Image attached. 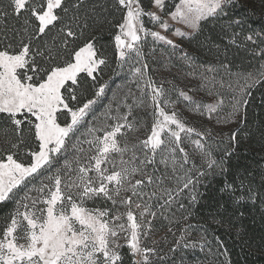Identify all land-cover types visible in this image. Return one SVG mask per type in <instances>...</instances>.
Returning a JSON list of instances; mask_svg holds the SVG:
<instances>
[{
  "label": "snow or ice",
  "instance_id": "snow-or-ice-1",
  "mask_svg": "<svg viewBox=\"0 0 264 264\" xmlns=\"http://www.w3.org/2000/svg\"><path fill=\"white\" fill-rule=\"evenodd\" d=\"M229 3L179 0L166 11V0H0V264H172L169 253L199 246L187 239L196 184L226 168L213 155V128L190 117L236 123V141L253 90L264 88V35L244 37L258 67L221 64L231 78L217 79L208 75L216 66L196 65L167 35L165 17L191 30L173 35L189 37ZM238 41L233 32L229 43ZM164 49L182 53L189 75L199 70L193 95L153 74ZM125 69L112 89L105 75ZM247 198L264 202V191L249 185ZM157 224L167 231L158 235ZM177 233L165 252L162 241Z\"/></svg>",
  "mask_w": 264,
  "mask_h": 264
},
{
  "label": "trees",
  "instance_id": "trees-1",
  "mask_svg": "<svg viewBox=\"0 0 264 264\" xmlns=\"http://www.w3.org/2000/svg\"><path fill=\"white\" fill-rule=\"evenodd\" d=\"M256 1L230 0L225 7V16L203 22L201 31L187 41L191 44L206 42L221 45L225 49L221 64L239 69L240 65H245L244 56H247L249 48L254 45L253 42L244 40L245 35H264L263 5L256 7ZM234 21H240V24L237 26L232 23L229 28V23ZM8 23L12 25L15 21L10 20ZM233 32L239 36L238 43L243 42L244 46L237 47L229 43ZM101 42L107 43L108 37L104 36ZM211 52L208 48L198 50L195 58H210ZM109 75L113 77L111 87L116 89L124 85L127 69L119 75L108 73L104 78L107 80ZM107 102L108 98L102 104ZM99 110L102 111L103 108ZM2 141L3 135L0 134V143ZM224 142L225 144L210 142L214 148V157L218 161L222 158L225 160L226 171L209 169L196 184L199 217L194 218L193 222L205 226L211 233L205 251H212V264H223L225 260L230 261V264H264V202L247 198L249 185L257 191H264V88L258 86L253 90L246 119L240 122L236 141ZM226 150L231 155L225 156ZM200 170L204 171V168L201 167ZM241 181L244 187H241ZM225 184H231L235 192L222 191ZM238 197L244 199H237ZM216 220H221L222 224H216ZM174 239L176 237L163 243L164 251H168ZM221 242V251L227 250L225 255H219L217 251L216 246Z\"/></svg>",
  "mask_w": 264,
  "mask_h": 264
},
{
  "label": "rangeland",
  "instance_id": "rangeland-1",
  "mask_svg": "<svg viewBox=\"0 0 264 264\" xmlns=\"http://www.w3.org/2000/svg\"><path fill=\"white\" fill-rule=\"evenodd\" d=\"M249 1V0H245ZM258 1V2H257ZM256 7L260 8L259 4H262L261 7L262 11H264V0H257ZM179 0H166V11H174V5L178 4ZM168 19L170 25H172V30H170L167 35L170 38L174 39L177 44H180L185 52L190 54L196 65H209V66H216L219 71L216 74L209 73L208 75H216L217 79H225L228 80L231 77L226 75L223 69L219 68L221 64V58H224L225 49L221 46L219 50L215 48L214 45L209 43L198 44L194 42V44L189 43L187 40L192 39L196 34L189 37H179L173 35V31L175 28H180L185 32L191 31L185 24L180 21L171 20L169 17H165ZM203 23V22H202ZM186 41V42H185ZM255 45L251 46L249 49L254 47ZM208 48L211 50L212 55L210 58H195V52L198 50ZM182 53L177 51L175 54H172L168 49H164L163 53L157 51L155 54V62L150 61V67L154 70L153 74L157 75L163 79H167L169 81H174L178 88L183 89L184 91L188 92L189 95H193L194 91L197 89V85L201 83L199 78V70L193 74L189 75L190 72L193 70L185 64L181 59ZM251 56V57H250ZM245 65H240V68H230L232 73H236L237 71L244 72V71H252L254 68L259 66V62L256 58L253 57L251 52L247 53ZM243 59V58H242ZM202 70V69H200ZM227 91V90H225ZM198 97H203L204 93L201 89L197 94ZM203 102H211L210 97H206ZM227 111V109H226ZM225 113H220V118L223 119ZM187 117V113H185ZM239 121V128H240ZM190 123L193 125H200L203 123L206 127L213 128V140L215 142H222L225 144L224 141H229V136L232 134L234 130L237 129L236 123H219L215 124L209 123L207 119H202L197 115H193L190 117ZM197 191V190H196ZM189 203L186 201V204ZM199 203V198L197 197V203L191 206L192 216L188 218V223L192 225L191 229H189L190 235L188 236V240L191 241H200L199 246L197 247H188V248H180L174 253H169V258L172 264H212V251L207 250V244L210 238V231L207 228L195 221L194 218L199 217V213L197 212V207ZM180 215V210H177V216ZM166 224V221L162 222ZM157 234L162 235L165 231H167L166 227H162L160 224L156 225ZM201 235L204 236V240H201ZM173 236L169 235L167 239L162 241V245L164 242H169ZM176 239L179 238V233L176 234ZM206 241V243H205ZM168 252V251H165Z\"/></svg>",
  "mask_w": 264,
  "mask_h": 264
}]
</instances>
